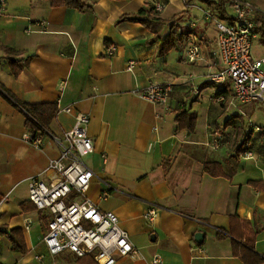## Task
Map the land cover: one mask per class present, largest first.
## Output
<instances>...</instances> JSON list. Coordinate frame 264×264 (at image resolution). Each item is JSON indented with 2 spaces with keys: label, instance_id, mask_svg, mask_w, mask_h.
I'll list each match as a JSON object with an SVG mask.
<instances>
[{
  "label": "crops",
  "instance_id": "1",
  "mask_svg": "<svg viewBox=\"0 0 264 264\" xmlns=\"http://www.w3.org/2000/svg\"><path fill=\"white\" fill-rule=\"evenodd\" d=\"M81 1L83 11L48 0L0 5V264H95L51 257L43 243L48 218L28 199L30 179L55 178L43 174L59 156L50 134L69 131L74 113H58L48 131L36 132L42 146L35 148L24 140L35 131L17 103L71 106L89 116L94 152L84 163L94 177L86 195L118 217L141 254L117 264H152L155 256L162 264H246L236 250L249 239L264 264V126L232 99L229 83L206 78L221 69L217 31L211 37L206 29L213 20L202 17L198 34L179 29L198 28L195 11L220 19L218 0ZM245 1L264 12V0ZM189 39L201 41L202 61H186ZM111 45L116 52L107 57ZM11 61L21 65L17 77ZM150 84L172 86L166 104L139 96ZM152 206L158 211L149 220ZM15 229L26 254L11 250L7 234Z\"/></svg>",
  "mask_w": 264,
  "mask_h": 264
},
{
  "label": "built area",
  "instance_id": "2",
  "mask_svg": "<svg viewBox=\"0 0 264 264\" xmlns=\"http://www.w3.org/2000/svg\"><path fill=\"white\" fill-rule=\"evenodd\" d=\"M1 3L3 5L4 1ZM162 10L163 7L157 4L152 8L154 13ZM229 10L227 20L212 17L208 10L203 14L205 21L214 20L216 23L214 56L221 65L220 70H209L206 78L217 87L229 83L235 102L256 103L264 109V57L254 58L252 54L253 42L260 39L257 20L264 19V12L245 0H229ZM183 49L188 63H197L204 58L201 41L189 39ZM115 52L112 45L105 49L107 57ZM171 92L169 84H150L139 96L148 102L164 105ZM57 107L58 113H74V123L62 136L50 134L59 148V156L49 161L43 174L53 173L55 178L49 183L38 177L28 182L29 202L48 218L43 237L48 254L53 258L63 254L76 259L89 257L95 264H117L121 258H141L129 235L121 228L118 217L113 212L102 211L86 195L94 177L84 163V159L94 152L93 140L88 134L89 116L74 112L71 106ZM255 130L259 131L258 128ZM24 140L35 148L42 146V138L36 132L27 133ZM212 145L217 148L218 140ZM244 146L249 147L248 144ZM244 157L251 158V152H245ZM106 198L107 194H104L103 199ZM157 211V207H150L145 218L153 220ZM42 258L40 256L39 260ZM152 264H162V259L155 256Z\"/></svg>",
  "mask_w": 264,
  "mask_h": 264
},
{
  "label": "trees",
  "instance_id": "3",
  "mask_svg": "<svg viewBox=\"0 0 264 264\" xmlns=\"http://www.w3.org/2000/svg\"><path fill=\"white\" fill-rule=\"evenodd\" d=\"M5 2V0H3ZM50 1L51 7L59 8L65 7L68 9H74L77 11H83L87 9V6L81 0H48ZM0 5H2L0 0ZM226 1L218 0L216 3L215 13L221 20L229 19L226 10ZM136 21L135 19H132ZM258 30L261 34V43H264V19L257 20ZM174 46V43H172ZM13 65L11 67V73L14 77H17L21 70V65L16 61H11ZM19 65V66H17ZM21 110L26 115L27 125L31 130L35 132L48 131L50 123L58 114V107L55 104H21L17 103ZM188 119L195 122L196 118L194 115L188 116ZM33 206V205H32ZM8 240L11 244V250L14 252H19L21 254L27 253V248L25 240L23 238L22 232L19 229L12 230L7 234ZM236 252L245 261L246 264H261L263 258L257 254L254 250L253 239H249L243 243V246L238 247ZM91 260L89 257H84L78 259V261ZM95 263V262H94Z\"/></svg>",
  "mask_w": 264,
  "mask_h": 264
},
{
  "label": "rangeland",
  "instance_id": "4",
  "mask_svg": "<svg viewBox=\"0 0 264 264\" xmlns=\"http://www.w3.org/2000/svg\"><path fill=\"white\" fill-rule=\"evenodd\" d=\"M5 4V2L3 3V5ZM257 6V5H256ZM258 7V6H257ZM199 17L197 18H193V19H198L197 25L198 28H192V27H187L184 28L182 25L179 27V29H181L182 31H186V32H193L198 34V32L200 31V26L203 25L202 22V17L203 15L200 14L198 11H195L194 15H197ZM206 23V22H205ZM215 21H211L210 23L206 24V29H207V35L208 36H215L216 35V28H215ZM200 33V32H199ZM252 54L254 58H262L264 56V44H261L260 41H254L253 42V48H252ZM247 109L252 111V122H254L257 126L261 125L264 126V109L256 103H252V104H246Z\"/></svg>",
  "mask_w": 264,
  "mask_h": 264
},
{
  "label": "water",
  "instance_id": "5",
  "mask_svg": "<svg viewBox=\"0 0 264 264\" xmlns=\"http://www.w3.org/2000/svg\"><path fill=\"white\" fill-rule=\"evenodd\" d=\"M194 239H195V242L197 244L202 243V241H203V234L202 233H196L195 236H194Z\"/></svg>",
  "mask_w": 264,
  "mask_h": 264
}]
</instances>
